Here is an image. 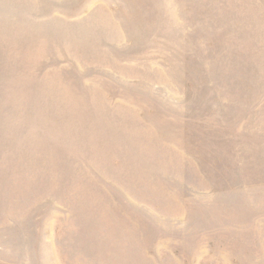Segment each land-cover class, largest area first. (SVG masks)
<instances>
[{
	"label": "rangeland",
	"instance_id": "rangeland-1",
	"mask_svg": "<svg viewBox=\"0 0 264 264\" xmlns=\"http://www.w3.org/2000/svg\"><path fill=\"white\" fill-rule=\"evenodd\" d=\"M0 264H264V0H0Z\"/></svg>",
	"mask_w": 264,
	"mask_h": 264
}]
</instances>
